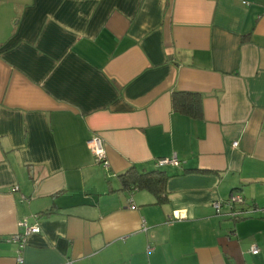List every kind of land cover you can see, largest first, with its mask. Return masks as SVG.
Returning a JSON list of instances; mask_svg holds the SVG:
<instances>
[{
	"label": "crops",
	"instance_id": "crops-1",
	"mask_svg": "<svg viewBox=\"0 0 264 264\" xmlns=\"http://www.w3.org/2000/svg\"><path fill=\"white\" fill-rule=\"evenodd\" d=\"M23 221L22 264H264V0H0V264Z\"/></svg>",
	"mask_w": 264,
	"mask_h": 264
},
{
	"label": "trees",
	"instance_id": "trees-1",
	"mask_svg": "<svg viewBox=\"0 0 264 264\" xmlns=\"http://www.w3.org/2000/svg\"><path fill=\"white\" fill-rule=\"evenodd\" d=\"M171 102L173 109L180 113L194 118H200L202 116L201 99L200 95L197 93L189 91H175L172 93ZM121 176L123 179H126L123 185L125 186L124 188L129 189V191L144 187L157 193V202H161L163 200L164 196H160V192L165 191V183L168 178V175L164 171L157 169L140 173L133 170V168H130Z\"/></svg>",
	"mask_w": 264,
	"mask_h": 264
},
{
	"label": "built area",
	"instance_id": "built-area-1",
	"mask_svg": "<svg viewBox=\"0 0 264 264\" xmlns=\"http://www.w3.org/2000/svg\"><path fill=\"white\" fill-rule=\"evenodd\" d=\"M87 146L90 149L92 155L94 156V159L96 160V162L100 163L103 169L107 171V169L109 168V161H108L106 150H105L101 137L97 134L92 135L87 140ZM178 163L179 162L175 157L174 158H162L158 160V165H166V164L178 165ZM16 188L17 187H15V190ZM230 201L232 202L241 201V198L232 195V197L230 198ZM214 206L218 210L219 203L218 202L214 203ZM177 216L180 217V215L176 214L175 217ZM19 225L24 227V231L22 233L13 235L10 240L18 246L16 261L18 264H22L23 260L21 257V247L24 246L27 235L30 233L39 232L40 229L37 224L28 225L26 221L20 222ZM249 251L251 254L256 255L259 252V248L256 245H252L250 246ZM231 264H236V263H231Z\"/></svg>",
	"mask_w": 264,
	"mask_h": 264
}]
</instances>
